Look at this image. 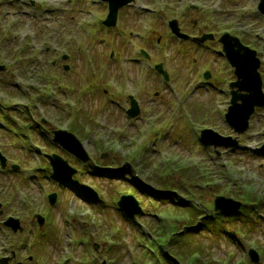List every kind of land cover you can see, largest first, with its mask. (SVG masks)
I'll return each instance as SVG.
<instances>
[{
	"label": "rangeland",
	"instance_id": "374dc122",
	"mask_svg": "<svg viewBox=\"0 0 264 264\" xmlns=\"http://www.w3.org/2000/svg\"><path fill=\"white\" fill-rule=\"evenodd\" d=\"M257 2L134 0L121 11L118 27L111 34L101 24L102 11L107 9L100 0H0V63L7 66L0 72V103L18 104L7 109L0 107V123L6 128L0 125V147L11 159L7 165L19 166L14 171L6 168V174L0 171L1 197L8 212L26 222L32 212L44 210L48 213L45 224H52L45 231L44 226L42 230L34 228L31 235L23 234L26 246H18L10 239L2 248H22L19 254L22 258L32 254V260L25 259L24 264H62L59 261L66 257H70L67 264H90V254L97 256L96 264L103 258L105 264H142L145 257L141 258L144 246L140 243V233L144 231L153 237L154 221L157 232L166 238L170 256H183L190 264L247 261L264 264V151L260 149L264 140V109L255 108L246 130L235 133L223 117L229 98L228 83L235 76L220 43L213 40L210 46L197 48L178 42L166 24L168 18H176L186 33H216L224 29L247 41L260 59L264 92V15L256 9ZM193 20L199 27L193 26ZM138 47H144L149 54L146 60L143 56L135 60ZM110 51L114 53L112 56ZM62 52L69 54L67 60H60ZM53 59L57 63L51 66L49 62ZM157 62H162L169 73L167 85L162 84V77L151 65ZM60 63H67L69 68L64 70ZM204 69L209 70L210 77L200 84L198 76ZM116 84L121 88L118 93L114 90ZM104 88L119 102H111L109 96L105 98ZM127 90L136 94L140 104L141 113L132 120L124 108L129 106ZM25 101L36 120L45 119L49 130L61 127L76 134L91 161L98 164L95 163L92 173L85 168L87 164L83 166L60 147L50 146L47 134L41 129L42 133L35 128L27 130L20 117L26 111L22 106ZM1 111L12 123L2 117ZM150 121L152 128L141 130L140 134L138 130ZM159 123H162L160 129H155ZM22 125L20 130L18 127ZM202 127L232 136L236 147H220L218 154L212 147L206 150L194 132ZM18 133L33 137L26 142ZM36 145L40 151L55 149L79 168L77 179L67 183L52 180L46 171L48 161L36 153ZM37 158L41 163L36 162ZM91 161L87 163L92 166ZM200 163L209 168L210 178L218 179L219 194L242 200L241 193H247L250 198L260 199L258 207H253L255 211L246 219L236 217L231 221L235 226L229 224L234 216L213 212L209 221H201L204 225L201 232L194 233L174 214L179 210L177 200L168 199L174 210L170 212L172 216L165 213L163 219L155 221L160 219L157 210L165 209L166 205L153 206L138 188L134 193L129 182L120 179L131 174L149 188L162 186L175 191L171 182L184 178L180 169L190 177L186 183L190 186L197 179L196 164ZM105 166L110 173L105 171ZM111 166H118V170ZM163 176L170 178L164 182ZM82 183L98 192L97 200L81 194ZM186 190L180 187V191ZM49 191L58 193L53 206L45 198ZM127 192L142 205L143 213L132 219L123 215L114 202V198ZM213 196L211 192L205 194L207 205L212 206ZM158 201L164 203L166 199ZM208 222L214 225L208 226ZM227 224V232L232 228L239 232H234L232 237L225 235ZM249 248L257 250V262L249 260ZM193 250L198 252L194 254ZM77 256L78 263L70 262ZM162 257L163 264H173L166 254ZM146 258L149 263L156 259L151 254Z\"/></svg>",
	"mask_w": 264,
	"mask_h": 264
},
{
	"label": "water",
	"instance_id": "95a60500",
	"mask_svg": "<svg viewBox=\"0 0 264 264\" xmlns=\"http://www.w3.org/2000/svg\"><path fill=\"white\" fill-rule=\"evenodd\" d=\"M107 1L109 2L110 11L107 18L104 20V23L112 25L115 22L117 8L130 0ZM259 7L260 10L264 12V0H261ZM169 25L174 33L179 36H184L179 33L177 21L175 19L171 20ZM220 40L223 43V49L227 59L235 67L234 74L236 75V80L230 83V86L236 87V89L231 91V105L228 107L225 119L235 131L242 132L247 127L249 116L252 114L254 107H264V93L261 89V78L259 72L257 71L259 60L255 56V51L241 44L238 38L229 36L225 33L221 36ZM157 67L161 70L160 64ZM0 68H3V66H0ZM163 73L166 76V73ZM129 112L131 115L136 114L137 109L135 105L130 108ZM201 137L206 144H213L214 146L224 145L233 147L236 145V141L231 137L221 136L211 129L203 130L201 132ZM53 140L74 153L79 159L83 161L88 159L85 149L72 133L65 130H55ZM0 158L2 164H4L3 156L0 155ZM49 159L53 168V173L56 177L69 179L75 172V169L69 166L67 161L62 159L57 154L49 156ZM83 189L96 196V193L89 186L85 185L83 186ZM49 199L52 203L55 199V194L49 195ZM117 203L120 209L129 216H133L136 213L141 212L140 205L132 195H122ZM239 206L240 203L238 201L224 197L215 198L216 209L230 212L237 209ZM8 223L13 229L19 227L17 219L10 218ZM250 253L253 259L256 260V253L254 251H250Z\"/></svg>",
	"mask_w": 264,
	"mask_h": 264
},
{
	"label": "flooded vegetation",
	"instance_id": "af4514ba",
	"mask_svg": "<svg viewBox=\"0 0 264 264\" xmlns=\"http://www.w3.org/2000/svg\"><path fill=\"white\" fill-rule=\"evenodd\" d=\"M194 27H196V26H198V25H193ZM199 27V26H198ZM199 33H201V32H197V33H194V34H199ZM55 62L53 61L52 62V64H54ZM34 116H33V114H30V115H28V116H26V120H28L27 121V124H26V126L29 128V127H31V128H35V127H40L41 129H43L45 132H46V134H48V135H50L51 136V130L52 129H50L49 130V128H47V126L45 125V119H42V121H43V123H39V122H37L36 121V119L35 118H33ZM27 128V129H28ZM24 135L25 134H22L21 135V137H23V138H25V139H27V137H24ZM47 135V136H48ZM49 137V136H48ZM2 172L3 173H5L6 174V172H5V170H2ZM2 196V193H1V186H0V243L2 242V243H5L7 240H9V239H12V240H14L15 242H16V244H18V243H21L22 242V240L21 239H23L22 237H19L18 239H17V235H16V233L17 232H11L9 229H7L6 228V226H5V224H4V219L7 217V212H8V209L6 208V205H5V200H4V198L3 197H1ZM8 207H9V205H8ZM28 207H30V205H28ZM33 214H30V216H29V219L27 220V222L26 223H24V220L22 219V218H20L21 220H22V223H24V227H25V231H21V232H19L18 234H22L23 232H28L29 234H31L32 233V230H29V228L30 227H32V228H35V226H36V224H35V220H34V218H33V216H32ZM16 257H17V255L15 254L14 256H13V258L9 261V262H11L12 260H14V259H16Z\"/></svg>",
	"mask_w": 264,
	"mask_h": 264
},
{
	"label": "trees",
	"instance_id": "16d2710c",
	"mask_svg": "<svg viewBox=\"0 0 264 264\" xmlns=\"http://www.w3.org/2000/svg\"><path fill=\"white\" fill-rule=\"evenodd\" d=\"M198 166L199 165H196V167H197V170H198V172H197V179H196V182H193L192 183V185H191V187H194V188H196V189H199L200 191L199 192H202V191H204V190H206V191H210L211 193H215V192H217V191H219V186H218V184L215 182L214 183V181L213 180H209V178H207L208 176H203L200 172H199V169H198ZM191 172H194V167L192 166L191 167ZM183 174V177L184 178H189V176H187V173H182ZM210 181V182H209ZM185 183V181H183V183H182V185ZM196 183V184H195ZM194 185V186H193ZM206 191H204V192H202V195H200V196H198V198L199 199H204L202 196L205 194V192ZM171 193V192H169V191H163V192H158V194H155L154 196H161L162 198H167L168 196H165V194L166 193ZM161 193V194H160ZM192 195H197V192H195V191H193V193H192ZM190 197H192V196H190ZM245 199L246 200H249V197L248 196H245ZM189 205H191V203L189 202V201H187V202H185V203H183V208H187V206H189ZM250 207H252L251 205H250ZM185 210H183V211H181L180 213L181 214H185V213H188L190 216H191V219H193L194 217H197V219L199 218L201 221L204 219V220H208V218H210L209 216H203L204 215V212H203V210L201 209V208H199V207H195V209H194V211L192 210V211H187V212H184ZM243 214L244 215H248L249 214V210L247 209V208H245L244 209V211H243ZM184 218V217H183ZM185 219V218H184ZM190 219V220H191ZM209 221V220H208ZM204 222H207V221H204ZM192 223L193 222H191V221H188V224L189 225H192ZM208 226H213L214 224H212V225H209V222H208V224H207ZM190 228H192V226H190ZM197 229V228H196ZM196 250V249H195ZM195 250H193L192 252H195V253H197L198 251H195ZM160 256L162 257V254H160ZM162 259H163V257H162ZM168 261V260H167Z\"/></svg>",
	"mask_w": 264,
	"mask_h": 264
}]
</instances>
